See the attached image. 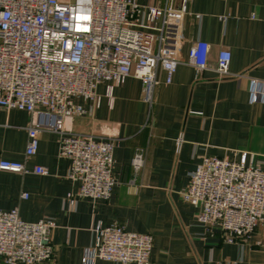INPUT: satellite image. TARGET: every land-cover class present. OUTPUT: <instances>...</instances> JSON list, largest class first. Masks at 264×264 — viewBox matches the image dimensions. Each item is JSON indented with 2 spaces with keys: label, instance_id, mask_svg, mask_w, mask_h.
<instances>
[{
  "label": "crops",
  "instance_id": "0c3cea01",
  "mask_svg": "<svg viewBox=\"0 0 264 264\" xmlns=\"http://www.w3.org/2000/svg\"><path fill=\"white\" fill-rule=\"evenodd\" d=\"M181 36V64L170 84L157 70L151 111L142 100L141 82L133 77L113 89L112 104L104 84L97 87L98 107L91 110V101L74 100L87 113L68 120V128L114 139V187L108 200L82 198L69 206L66 196L79 183L68 179L69 162L58 156V136L41 132L36 154L25 159L30 115L0 108V160L23 162L27 171H0V211L16 208L25 222H54L53 256L40 264H81L97 223L151 235V264H264V221L248 237L227 243L205 234L196 222L197 209L180 197L188 173L203 157L238 160L247 152L264 170V101L250 102L252 79L262 83L258 90L264 93V0H189ZM195 41L209 45L207 68L200 73L185 64ZM221 50L231 55L225 78L215 71ZM138 148L144 150L145 163L135 173L130 162ZM36 166L47 174H35Z\"/></svg>",
  "mask_w": 264,
  "mask_h": 264
},
{
  "label": "built area",
  "instance_id": "2783aa9c",
  "mask_svg": "<svg viewBox=\"0 0 264 264\" xmlns=\"http://www.w3.org/2000/svg\"><path fill=\"white\" fill-rule=\"evenodd\" d=\"M188 1L143 6L136 0H0V108L30 115L25 159L36 154L41 132L58 136V156L69 162L68 179L79 183L76 192L66 196L69 206L82 198L108 200L114 187V139L68 128V120L87 113L74 100L91 101V110L98 107L97 87L104 84L112 104L113 89L133 77L141 82L142 100L151 111L157 70L170 84L181 64ZM208 49L206 42L195 41L185 64L200 73L207 68ZM230 59L228 50L218 53L215 71L220 78L230 76ZM260 84L251 80L252 104L264 101ZM144 163V150L138 148L131 169L137 173ZM0 171L27 172L23 162L8 160H0ZM33 172L46 175L47 169L36 166ZM180 197L197 209L196 222L205 234L234 243L264 221V170L247 152L238 160L203 157L188 173ZM54 228L51 219L29 223L16 208L0 211L1 264L50 260ZM93 231L94 242L84 249L81 264H151V235L128 232L116 223H97Z\"/></svg>",
  "mask_w": 264,
  "mask_h": 264
}]
</instances>
